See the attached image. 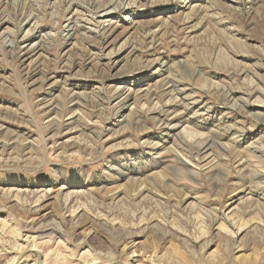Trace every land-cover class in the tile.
<instances>
[{
  "label": "rangeland",
  "instance_id": "rangeland-1",
  "mask_svg": "<svg viewBox=\"0 0 264 264\" xmlns=\"http://www.w3.org/2000/svg\"><path fill=\"white\" fill-rule=\"evenodd\" d=\"M241 262L264 264V0H0V264Z\"/></svg>",
  "mask_w": 264,
  "mask_h": 264
},
{
  "label": "bare ground",
  "instance_id": "bare-ground-1",
  "mask_svg": "<svg viewBox=\"0 0 264 264\" xmlns=\"http://www.w3.org/2000/svg\"><path fill=\"white\" fill-rule=\"evenodd\" d=\"M124 6V5H123ZM106 7V6H105ZM100 10H103L104 13L102 16H105L107 15L110 11L109 10H105V8H101ZM99 15V14H98ZM10 46V44H8ZM39 46V45H38ZM37 46V47H38ZM34 47H32V50H33ZM164 82H163V85L165 86L166 90H168L169 92H179L181 90H179L174 84H172L168 79L167 77L163 79ZM164 88V87H163ZM146 90V89H144ZM165 93V92H164ZM122 95H125V93H123ZM121 95V96H122ZM154 95V94H153ZM125 97V96H124ZM123 97V98H124ZM224 99V98H223ZM56 104V103H55ZM163 107V106H162ZM54 110V109H53ZM156 116V115H155ZM143 117V116H142ZM55 123V122H54ZM141 123V122H140ZM54 129V128H53ZM196 137V136H195ZM194 137V138H195ZM192 139V140H189L188 142V151H190L189 153H194L195 154V158L196 157H199L202 153H206V152H209L211 150V148H214L215 147V143L214 141L211 139V138H207V137H202V136H199V137H196L195 139ZM209 155V154H208ZM199 160V159H197ZM205 160V159H204ZM242 160V159H241ZM216 164V163H215ZM241 167V166H240ZM216 172V171H215ZM116 173H119L120 176L122 178H125L123 177V174L121 173V170H118ZM213 173V172H212ZM122 180V179H121ZM124 180V179H123ZM70 195V194H69ZM72 196V195H71ZM51 230L53 231H57L56 227L54 226H51L49 227ZM216 243V242H215ZM234 250L236 252H239L242 250V247L240 246H234ZM131 256H135L134 253L132 252V255ZM240 264H246L245 262H241Z\"/></svg>",
  "mask_w": 264,
  "mask_h": 264
}]
</instances>
